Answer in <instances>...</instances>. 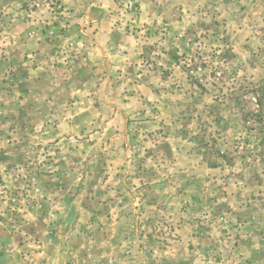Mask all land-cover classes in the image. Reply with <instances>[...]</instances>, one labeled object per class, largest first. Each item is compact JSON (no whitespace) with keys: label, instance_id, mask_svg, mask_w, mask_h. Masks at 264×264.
<instances>
[{"label":"rangeland","instance_id":"1","mask_svg":"<svg viewBox=\"0 0 264 264\" xmlns=\"http://www.w3.org/2000/svg\"><path fill=\"white\" fill-rule=\"evenodd\" d=\"M102 241L264 264V0H0V264Z\"/></svg>","mask_w":264,"mask_h":264},{"label":"crops","instance_id":"2","mask_svg":"<svg viewBox=\"0 0 264 264\" xmlns=\"http://www.w3.org/2000/svg\"><path fill=\"white\" fill-rule=\"evenodd\" d=\"M120 248L121 246L118 243L102 241V243H98L96 245V248L91 249L86 255L82 254L81 257H76L73 263L76 262L75 264H121L122 259L117 251ZM97 249L100 251V253H98ZM66 256H68V254H66ZM57 259H55L54 261L52 259L50 264H61V262L65 263L64 258ZM68 260L70 259L68 258L67 261Z\"/></svg>","mask_w":264,"mask_h":264}]
</instances>
